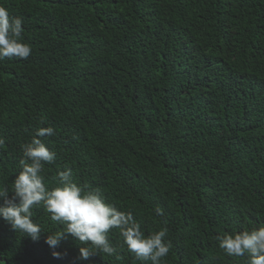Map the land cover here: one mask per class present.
<instances>
[{
    "label": "trees",
    "instance_id": "16d2710c",
    "mask_svg": "<svg viewBox=\"0 0 264 264\" xmlns=\"http://www.w3.org/2000/svg\"><path fill=\"white\" fill-rule=\"evenodd\" d=\"M0 5L23 19L32 47L0 61V186L11 189L22 145L51 126L49 187L70 168L146 235L167 227L163 264H248L215 237L264 225V0ZM33 219L38 241L0 219V264H141L119 230L114 255L83 260L71 236L45 243L63 226L42 205Z\"/></svg>",
    "mask_w": 264,
    "mask_h": 264
},
{
    "label": "clouds",
    "instance_id": "9594fccd",
    "mask_svg": "<svg viewBox=\"0 0 264 264\" xmlns=\"http://www.w3.org/2000/svg\"><path fill=\"white\" fill-rule=\"evenodd\" d=\"M24 21L13 16L0 5V61L12 58L26 60L32 54V47L23 39ZM56 134L49 127L38 128L30 142L22 145L20 171L15 176L11 189L0 186V219L11 225L14 231L23 233L32 241H38L41 226L33 219V208L43 206L50 219L62 225L60 231L47 235L45 243L56 249L61 240L71 236L83 246L80 258L112 256L117 252L109 238L112 230H119L122 245L126 246L141 264H163L170 252L167 241V227L145 234L132 212L123 211L107 201L100 188L81 185L76 182L70 168L58 171L57 184L49 187L45 178L46 165L56 160V152L49 149L41 138ZM0 137V149L5 146ZM11 193V195H10ZM157 216H163V209H154ZM218 247L229 257H247L248 264H264V225L237 233H224L215 237ZM54 258L61 253L53 251Z\"/></svg>",
    "mask_w": 264,
    "mask_h": 264
}]
</instances>
